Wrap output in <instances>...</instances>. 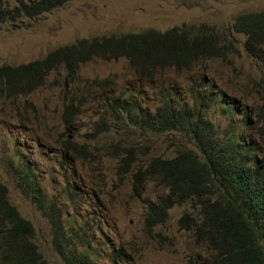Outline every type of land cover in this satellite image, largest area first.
Returning <instances> with one entry per match:
<instances>
[{
    "label": "rangeland",
    "instance_id": "obj_1",
    "mask_svg": "<svg viewBox=\"0 0 264 264\" xmlns=\"http://www.w3.org/2000/svg\"><path fill=\"white\" fill-rule=\"evenodd\" d=\"M15 4L0 0V8ZM256 11H264V0H69L34 19L0 25V65L11 67L41 60L79 39L146 29L162 32L181 25L208 27L234 41L237 51L186 70H154L147 78L137 76L123 58L92 59L74 71L78 82L71 86H63L65 72L57 68L28 95L0 96V185L9 204L32 226L31 242L43 264H64L52 243L45 217L50 212L64 236L94 264H205L204 246L177 225L180 215L191 212L190 203L174 206L167 219L147 233L146 208L164 189L156 180H145L138 196L131 190L138 168L153 158H171L182 148L192 149L190 140L174 132L140 131L109 106L112 99H129L150 111L171 97L189 103L191 87L204 85L212 99L232 103L260 127L264 63L247 57L243 37L229 31L236 16ZM76 87L82 96L73 94ZM71 97L77 104L66 125L61 115ZM220 106L206 111L218 131L226 124ZM66 141L75 146V153L66 149ZM123 148L130 156L122 169ZM19 161L32 168L40 185L42 211L15 186Z\"/></svg>",
    "mask_w": 264,
    "mask_h": 264
},
{
    "label": "trees",
    "instance_id": "obj_2",
    "mask_svg": "<svg viewBox=\"0 0 264 264\" xmlns=\"http://www.w3.org/2000/svg\"><path fill=\"white\" fill-rule=\"evenodd\" d=\"M68 1L15 0L11 8H0V25L20 18L34 19ZM229 31L243 37L241 45L247 57L264 63V11L236 16ZM229 53H237L234 41L203 25L79 39L55 48L41 60L15 67L0 65V96L28 95L42 86L45 74L57 68L65 72L63 86H71L78 82L74 71L92 59L109 62L123 58L137 76L147 78L154 70H186L201 61L224 60ZM191 88L189 103L171 97L150 111L129 99H112L109 106L140 131L174 132L192 144V149L182 148L171 158L151 159L132 175L135 197L145 180H156L164 189L146 208L145 231L150 233L154 226L162 224L174 206L190 203L191 212L180 215L177 225L190 232L195 243L204 246L208 256L205 264H264V117L261 126H255L232 103L212 99L204 85ZM77 90L78 87L73 89V94L82 96ZM75 104L71 97L63 107L61 119L66 125L75 114ZM217 104H221L226 121L221 131L206 118V111ZM65 147L75 153L70 142L66 141ZM119 151V168H127L130 152L126 148ZM14 173L17 189L41 210L40 185L32 169L19 162ZM45 217L54 250L64 264H94L86 253L75 249L73 240L64 236L58 221L53 219L54 212ZM33 234L30 223L9 204L6 189L0 185L3 264H43L31 242Z\"/></svg>",
    "mask_w": 264,
    "mask_h": 264
},
{
    "label": "clouds",
    "instance_id": "obj_3",
    "mask_svg": "<svg viewBox=\"0 0 264 264\" xmlns=\"http://www.w3.org/2000/svg\"><path fill=\"white\" fill-rule=\"evenodd\" d=\"M20 162V161H19ZM18 162V163H19ZM23 163V162H22ZM18 165V164H17ZM26 166V165H25ZM17 167V166H16ZM32 169V168H31ZM15 170V169H14ZM33 171V170H32ZM15 174V173H14ZM15 177H16V174H15ZM33 177H35L34 173H33ZM36 178V177H35Z\"/></svg>",
    "mask_w": 264,
    "mask_h": 264
}]
</instances>
